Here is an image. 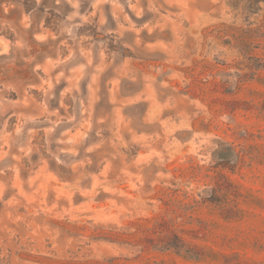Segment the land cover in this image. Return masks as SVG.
Listing matches in <instances>:
<instances>
[{"label": "rangeland", "instance_id": "1", "mask_svg": "<svg viewBox=\"0 0 264 264\" xmlns=\"http://www.w3.org/2000/svg\"><path fill=\"white\" fill-rule=\"evenodd\" d=\"M0 264H264V0H0Z\"/></svg>", "mask_w": 264, "mask_h": 264}, {"label": "clouds", "instance_id": "2", "mask_svg": "<svg viewBox=\"0 0 264 264\" xmlns=\"http://www.w3.org/2000/svg\"><path fill=\"white\" fill-rule=\"evenodd\" d=\"M130 6H132V7H135V5H131L130 4ZM117 7H119L118 5H117ZM139 14V13H138ZM207 160H208V157L206 156L205 157V159H204V163H207ZM209 176L211 175V173H209L208 174ZM202 183H203V186L202 187H197V188H195V191H199V190H201L202 188H204V187H211V184L208 182V180H206V179H203L202 178ZM130 231H135V229H130Z\"/></svg>", "mask_w": 264, "mask_h": 264}]
</instances>
